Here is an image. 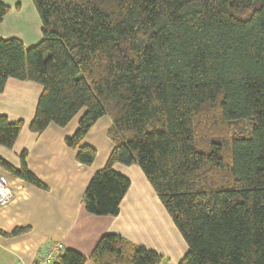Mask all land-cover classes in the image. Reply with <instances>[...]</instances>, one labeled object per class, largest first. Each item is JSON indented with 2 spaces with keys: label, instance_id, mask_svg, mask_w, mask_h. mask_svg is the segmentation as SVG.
I'll return each instance as SVG.
<instances>
[{
  "label": "trees",
  "instance_id": "1",
  "mask_svg": "<svg viewBox=\"0 0 264 264\" xmlns=\"http://www.w3.org/2000/svg\"><path fill=\"white\" fill-rule=\"evenodd\" d=\"M33 3L42 39L26 47L17 37H0V93L10 78L43 87L30 124L35 133L51 123L66 126L85 109L66 138L84 165L97 157L83 144L90 128L105 115L112 119L114 147L85 190V210L117 215L131 181L114 166L137 165L188 245L179 264H264V0ZM10 9L0 0V22ZM216 102L224 122L245 121L250 130L204 152L195 117ZM24 123L0 115V145L12 148ZM27 156L20 154L19 167L0 157V168L46 189ZM208 164L228 177L201 178ZM88 260L160 264L165 257L105 233L89 256L63 247L54 264Z\"/></svg>",
  "mask_w": 264,
  "mask_h": 264
},
{
  "label": "crops",
  "instance_id": "2",
  "mask_svg": "<svg viewBox=\"0 0 264 264\" xmlns=\"http://www.w3.org/2000/svg\"><path fill=\"white\" fill-rule=\"evenodd\" d=\"M1 1L11 9L0 22V37H17L26 47L38 43L42 23L32 1ZM42 91L37 83L10 78L0 93V115L25 122L12 148L0 145V157L19 167L20 154L27 151L30 171L47 186L38 188L0 168L13 194L9 203L0 206V264H34L53 243L89 256L105 233L119 234L157 251L165 257L160 264H179L188 245L139 166H114L131 181L117 215L96 216L85 210V190L114 147L108 136L112 119L105 115L90 128L83 144L94 147L97 157L91 165H84L77 161V150L66 144V138L77 131L85 109L66 126L51 123L42 133L30 130ZM16 228L24 231L2 233L11 234ZM85 264L94 263L88 260Z\"/></svg>",
  "mask_w": 264,
  "mask_h": 264
},
{
  "label": "rangeland",
  "instance_id": "3",
  "mask_svg": "<svg viewBox=\"0 0 264 264\" xmlns=\"http://www.w3.org/2000/svg\"><path fill=\"white\" fill-rule=\"evenodd\" d=\"M30 1L33 3V0ZM194 124L197 147L204 152L211 151L214 142L226 144V142H229L233 137L245 135L249 133L250 130V124L245 121L224 122L219 108V102L206 104L200 110L199 114L196 115ZM223 154L225 160L229 162L228 147L225 146ZM200 177L210 180L213 178L217 181H221L228 177V173L227 170L221 171L215 166L208 164L201 170Z\"/></svg>",
  "mask_w": 264,
  "mask_h": 264
},
{
  "label": "built area",
  "instance_id": "4",
  "mask_svg": "<svg viewBox=\"0 0 264 264\" xmlns=\"http://www.w3.org/2000/svg\"><path fill=\"white\" fill-rule=\"evenodd\" d=\"M12 196L13 194L10 186L6 182L5 178L0 175V206L9 203ZM61 249H63V245L61 243H53L46 253L37 258L34 264H54L56 254Z\"/></svg>",
  "mask_w": 264,
  "mask_h": 264
}]
</instances>
